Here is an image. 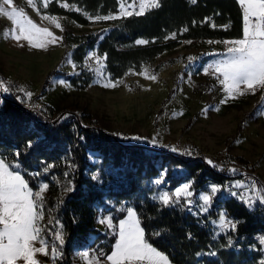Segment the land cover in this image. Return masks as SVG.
<instances>
[{
	"label": "trees",
	"instance_id": "trees-1",
	"mask_svg": "<svg viewBox=\"0 0 264 264\" xmlns=\"http://www.w3.org/2000/svg\"><path fill=\"white\" fill-rule=\"evenodd\" d=\"M61 2L70 7H62ZM160 3L159 9H152L140 17L100 20L111 23L107 31L100 28L77 33L64 28L62 36L72 46L70 56L77 70L71 75L66 71L51 70L46 80L54 74H62L74 86L86 87L94 73L84 66L85 58L88 50L95 47L99 54L107 57L104 72L119 78L130 68L139 70L153 57L177 46L185 38L243 35L242 9L238 0H196V3L160 0ZM118 7V0H52L43 10L90 24L89 15H107L117 12ZM185 28L187 30L183 31ZM171 32L177 33L174 39L169 35ZM140 38L149 43L136 45L135 40ZM16 96L21 99L17 100ZM67 113L71 115L66 116ZM81 136L84 139H80ZM28 140L33 142V147H25ZM16 151L21 152L18 170L30 186L37 189L41 183L49 184L45 195L47 238L54 241L52 233L57 229L56 220L63 225L65 238L63 257L58 264H75L74 249L84 247L91 233L98 232L99 240L106 241L102 243L107 244L106 253L112 250L115 237L110 231L100 232L95 226L97 204L103 205L104 215L114 217V223L126 215L120 209H137L146 239L168 254L173 264L264 262L262 245L255 239L256 234L264 236V206L257 204L248 210L235 198L222 195L209 212L197 215L194 208L191 212L161 208L152 199L163 187L172 189L189 179L194 181L192 189L196 193L209 183L227 184L235 178L223 168L207 164L208 158L204 154L189 156L149 148L124 133L108 131L88 113L56 110L48 103L39 106L29 103L12 87L8 97H3L0 89V157L14 162ZM90 155L95 159L90 160ZM160 161L167 162L170 179H163L157 186L153 181L160 178L157 165ZM46 165L53 167L45 173ZM93 175L98 179H92ZM69 181L74 187L72 192L65 191ZM216 207L224 208L231 217L244 221L238 231H215L211 218L217 215ZM49 219L52 224H48ZM155 232L161 234L153 235ZM229 235L231 246H228ZM234 245L244 249L236 250ZM209 252L216 255H208ZM41 264H52V261H41Z\"/></svg>",
	"mask_w": 264,
	"mask_h": 264
},
{
	"label": "rangeland",
	"instance_id": "rangeland-1",
	"mask_svg": "<svg viewBox=\"0 0 264 264\" xmlns=\"http://www.w3.org/2000/svg\"><path fill=\"white\" fill-rule=\"evenodd\" d=\"M13 6L23 8L38 26L46 27L56 37L62 38L46 49L29 47L26 42H21L25 45L21 47L16 41L3 38L5 29L11 30L13 24L7 17L0 15V73L7 82H11L15 90L23 88L25 92L32 93L31 99H27L24 92H20L27 102L38 106L48 103L56 110L88 113L108 131L124 133L129 139L133 136L149 140L155 137V145L131 139L149 148L161 149L164 144H172L183 155H186V150H191L193 155L204 154L210 160H220L227 156L243 158L255 164L254 178L258 181V186L264 185V115L260 114L264 111V89L221 104L225 94L216 76L205 75L201 71L203 66L220 58L209 53L225 52L227 45L223 41L242 36L185 38L177 46L153 57L139 70L130 68L119 78H112L104 72L103 60L105 78L101 79L93 72L92 81L86 87L78 88L62 74H54L46 80L51 70L68 73L74 71L72 64L66 62L71 58L72 46L63 39V30L42 17L55 16L62 29L70 28L77 33L100 28H106L107 31L111 23L92 20L90 24H81L64 14H49L43 10L39 0H36V7L29 5L27 0H13ZM174 33L177 34L171 32L169 35ZM188 41L191 43H187ZM92 51L104 57L96 47L89 49L86 57ZM190 57L198 58L191 66ZM87 64L92 68L97 67L95 58L88 60ZM145 69L149 77L155 75L156 79L141 75ZM59 80L67 83L59 84ZM109 80L119 83L114 87H104ZM216 107L219 111L214 110ZM89 159L94 160L95 156L90 155ZM157 165L160 167L159 173H164L162 178L169 180L167 162L160 161ZM235 180L232 181L236 182ZM187 181L180 182L172 189L163 187L161 190L172 191ZM207 186L196 193H201ZM43 195L45 197L46 191ZM222 195L224 196H220ZM192 199L194 202L199 201V195H194ZM103 209V205H96L95 226L100 232L109 231L98 222L101 217L109 215H104ZM221 209L216 207L214 211H217V215L211 218L212 222L217 219ZM194 210L197 211V208L194 207ZM44 223L45 219L42 224ZM213 225L216 232L222 231L217 229L216 224ZM98 236V232L91 233L84 247L74 249L75 264H86V260L80 255L84 251L91 254L93 249L105 250L107 244L102 243L106 241L99 240ZM93 242L94 246L91 245ZM262 251L264 258V250Z\"/></svg>",
	"mask_w": 264,
	"mask_h": 264
},
{
	"label": "snow or ice",
	"instance_id": "snow-or-ice-1",
	"mask_svg": "<svg viewBox=\"0 0 264 264\" xmlns=\"http://www.w3.org/2000/svg\"><path fill=\"white\" fill-rule=\"evenodd\" d=\"M27 2L32 7H36V0H27ZM39 2L43 8H47L52 0H39ZM190 2L196 3V0H190ZM238 3L242 9V37L223 41L227 45L225 52L209 53V55L220 58L208 63L201 69L205 75L216 76L222 86L221 90L225 95L220 101L221 104H227L229 100H234L246 93L255 94L258 90L264 89V0H238ZM5 5L8 7L6 8ZM118 5L116 14L96 15L94 17L89 15L88 18L94 21H107L126 19L132 16L140 17L152 9L161 7L160 0H118ZM61 6L70 7L68 3H63ZM0 15L7 17L13 24L11 30L5 29L3 38H10L20 44L21 47L25 46L21 42H26L29 47L46 49L49 45L56 44L62 39L56 37L48 28L38 26L27 16L23 8L17 9L13 6V0H0ZM42 19L49 20L56 28L63 30L57 17L45 15ZM205 19L208 20L209 18ZM186 30V28L183 29V31ZM175 35V33L172 34L171 38L174 39ZM100 39L103 37L101 36ZM134 43L146 45L149 41L140 38L136 39ZM187 43H191V41ZM93 58L97 64L96 68L87 64V61ZM106 58V56L101 57L92 51L85 58L84 66L104 79L103 60ZM197 59L190 57L189 66ZM66 62L72 64L75 72L77 65L73 63L71 58ZM140 74L146 78L156 79L155 75L149 77L146 69ZM57 83L65 84L67 81L59 80ZM117 83L119 81L109 80L103 86L114 87ZM12 87L14 86L11 82L0 80V89L4 93L11 92ZM17 91L24 92L27 99L32 97V93L25 92L23 88H19ZM16 99L20 100L21 98L16 96ZM214 110L219 111V108L216 107ZM260 114L264 115V111ZM69 115L71 113L66 114V116ZM80 139H84V137L81 136ZM130 139L153 145L157 143L155 137L149 140L146 137L133 136ZM237 142L239 143V141ZM25 147H33V142L28 140ZM172 150L177 151L175 148ZM185 154L191 156L194 153L191 150H186ZM20 155L21 152L19 151L14 153V157L17 158L14 162H8L6 158L0 157V264H41V261L36 259L38 253L49 257L52 264H58V261L63 257L65 244L63 225L59 220L55 221L57 229L52 233L55 239L50 243L47 238L49 230L42 224L47 211L43 194L48 190L49 184L41 183L37 189L31 187L30 182L18 170L21 167L18 161ZM206 163L212 167L220 168V165L210 159H206ZM51 167L53 165H46L43 171L46 173ZM229 171L235 173L239 170L232 168ZM34 175H40V173ZM67 175L66 172L65 176ZM163 175L164 173H161V178L154 180L153 183L160 186L163 183ZM92 179H98V176L93 175ZM193 183V180H188L172 191L160 190L153 195L152 199L161 208H180L191 212L196 207L197 215L209 212L221 194L238 199L248 210H252L257 204L264 206V185L258 186V181L254 177L250 178L247 184L241 181H236L230 185L210 183L201 193H194L192 190ZM65 191H74L71 181L68 182ZM194 195H199V201H193ZM120 211L126 215L118 222L114 223V217L111 215L101 217L98 221L105 225L115 237L112 250L106 253L102 248L93 249L91 254L89 251H84L80 255L86 260V264H173L168 254L154 247L146 239V230L142 226L139 211L133 207H125ZM52 222L49 219L48 224H52ZM243 222L242 219L231 217L223 208L219 211L217 219L213 221L218 230L229 232L238 231V226ZM160 234V232L153 233L157 236ZM259 242L264 245V236L259 238ZM37 244L39 247L36 246ZM231 245L232 239L229 235L228 246ZM207 254L216 255L215 252ZM197 255H202V253H197Z\"/></svg>",
	"mask_w": 264,
	"mask_h": 264
},
{
	"label": "built area",
	"instance_id": "built-area-1",
	"mask_svg": "<svg viewBox=\"0 0 264 264\" xmlns=\"http://www.w3.org/2000/svg\"><path fill=\"white\" fill-rule=\"evenodd\" d=\"M0 80L7 82L5 76L2 73H0ZM1 95L3 97H8L10 95V92L4 93L1 89ZM173 148L177 149V151H173L172 150ZM161 149L166 151V152L181 154L180 150L172 144H164V146ZM211 160L214 163L220 165V168H223L226 173L232 174L233 176H235L236 178H238L241 182H243L245 184L249 183L250 178L255 177V174H256L255 173L256 172L255 171V164L251 161L245 160L243 158H237L235 156H227L224 159H220V160H215V159H211ZM232 168H236L239 171H237L235 173L229 171V169H232ZM232 183H234V181H230L226 185H230ZM238 191H243V190H238ZM224 195L227 197H230L226 194H224ZM236 200L239 201L238 199H236ZM259 238H260L259 235L256 234L255 239H259ZM233 247L236 250H243L244 249L241 245H234Z\"/></svg>",
	"mask_w": 264,
	"mask_h": 264
},
{
	"label": "crops",
	"instance_id": "crops-1",
	"mask_svg": "<svg viewBox=\"0 0 264 264\" xmlns=\"http://www.w3.org/2000/svg\"><path fill=\"white\" fill-rule=\"evenodd\" d=\"M234 179H236L235 181H238V178L235 177ZM45 220H46V218H45ZM44 226H45V223H44ZM36 246L39 247V244H37ZM36 259H38L39 261H44V262H50L51 261V259L49 257H46L43 254H39V253L36 255ZM75 263H76V261H75Z\"/></svg>",
	"mask_w": 264,
	"mask_h": 264
}]
</instances>
